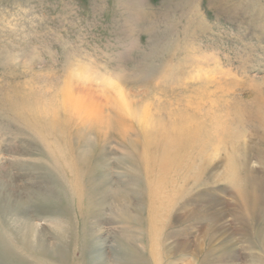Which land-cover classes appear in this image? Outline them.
<instances>
[{
	"label": "rangeland",
	"instance_id": "rangeland-1",
	"mask_svg": "<svg viewBox=\"0 0 264 264\" xmlns=\"http://www.w3.org/2000/svg\"><path fill=\"white\" fill-rule=\"evenodd\" d=\"M0 264H264V0H0Z\"/></svg>",
	"mask_w": 264,
	"mask_h": 264
},
{
	"label": "bare ground",
	"instance_id": "bare-ground-1",
	"mask_svg": "<svg viewBox=\"0 0 264 264\" xmlns=\"http://www.w3.org/2000/svg\"><path fill=\"white\" fill-rule=\"evenodd\" d=\"M115 86V85H113ZM110 85V87H113ZM107 88V87H106ZM115 88V87H114ZM66 92L68 93V98L65 97L64 98V102H66L71 108L72 111L74 113V117H77L78 119H81L82 121V126L83 128L87 129V131L90 130H103V132H105V130L108 128L110 130L109 127H111V122L110 120H104L102 119L104 116L101 113V111H97L94 112V110L91 112L89 107L86 108V106L91 105V103L95 102L94 97L92 98H87V97H77L74 94V91L71 90V88L67 89ZM127 96V95H126ZM124 95H120L118 97H114V99L120 103V105L122 107H125L126 109L129 110V112H131V114L134 116V118L140 122L141 124L147 126L149 125V121L147 120V109L144 108V110H142V112H138L133 110V106H132V100L130 98H127ZM124 110V109H123ZM149 110V109H148ZM88 111V112H87ZM136 113V115H135ZM140 118H138V116ZM80 124V123H79ZM80 126V125H78ZM106 133V132H105ZM51 210V209H50ZM54 214V213H53ZM44 218V217H43ZM46 220V218H45ZM22 242V241H21ZM25 243V242H24ZM24 245V244H23ZM26 245V244H25ZM30 247V246H29ZM28 247H26L27 249ZM24 249V248H23ZM43 249V248H42ZM44 250V249H43ZM42 250V251H43ZM26 251V250H25ZM28 254V253H27ZM43 255V254H41Z\"/></svg>",
	"mask_w": 264,
	"mask_h": 264
}]
</instances>
